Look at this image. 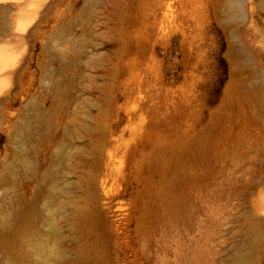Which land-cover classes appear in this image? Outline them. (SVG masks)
I'll return each instance as SVG.
<instances>
[{"label": "rangeland", "instance_id": "obj_1", "mask_svg": "<svg viewBox=\"0 0 264 264\" xmlns=\"http://www.w3.org/2000/svg\"><path fill=\"white\" fill-rule=\"evenodd\" d=\"M112 1L51 28L0 108V264H264V3L236 60L202 15Z\"/></svg>", "mask_w": 264, "mask_h": 264}, {"label": "bare ground", "instance_id": "obj_2", "mask_svg": "<svg viewBox=\"0 0 264 264\" xmlns=\"http://www.w3.org/2000/svg\"><path fill=\"white\" fill-rule=\"evenodd\" d=\"M260 1L264 3V0ZM112 2V0H0V45L7 44L6 47L0 46V108L13 106L20 97L23 99L22 94H27L32 89L34 72L31 69L35 49L38 44L44 42L51 28L61 24L63 19L73 17L81 3H84L79 10L81 14L95 7L101 10L98 13L100 16L107 13ZM245 3V0H149L147 25L150 28L160 21L164 29L171 25L185 27L202 15L232 38L227 54L232 59L242 60L250 52L245 47L246 42L241 36V31L246 28L253 29L252 45L261 37L262 32L254 21L247 27L241 25L242 23H233L237 16L244 14ZM158 15H161L160 19ZM93 17L100 20L97 13ZM256 53L257 56L260 54L258 50ZM26 74L30 77L27 86Z\"/></svg>", "mask_w": 264, "mask_h": 264}]
</instances>
